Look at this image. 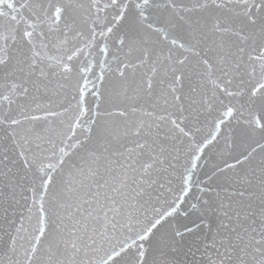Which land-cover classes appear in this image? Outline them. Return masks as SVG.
Here are the masks:
<instances>
[{
	"label": "snow or ice",
	"instance_id": "1",
	"mask_svg": "<svg viewBox=\"0 0 264 264\" xmlns=\"http://www.w3.org/2000/svg\"><path fill=\"white\" fill-rule=\"evenodd\" d=\"M0 264H264V0H0Z\"/></svg>",
	"mask_w": 264,
	"mask_h": 264
}]
</instances>
